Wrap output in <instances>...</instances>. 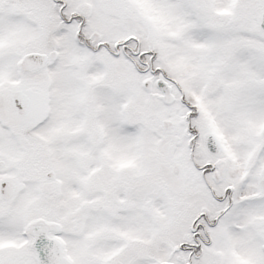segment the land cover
<instances>
[{
  "label": "snow or ice",
  "instance_id": "obj_1",
  "mask_svg": "<svg viewBox=\"0 0 264 264\" xmlns=\"http://www.w3.org/2000/svg\"><path fill=\"white\" fill-rule=\"evenodd\" d=\"M0 264H264V0H0Z\"/></svg>",
  "mask_w": 264,
  "mask_h": 264
}]
</instances>
